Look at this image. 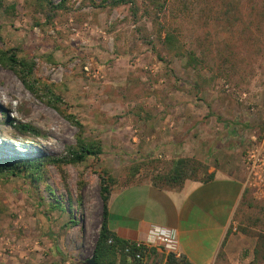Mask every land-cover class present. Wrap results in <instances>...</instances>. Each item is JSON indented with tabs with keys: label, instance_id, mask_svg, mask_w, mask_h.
<instances>
[{
	"label": "rangeland",
	"instance_id": "rangeland-1",
	"mask_svg": "<svg viewBox=\"0 0 264 264\" xmlns=\"http://www.w3.org/2000/svg\"><path fill=\"white\" fill-rule=\"evenodd\" d=\"M48 12L38 0H3L0 48L34 59V76L63 97L62 107L103 153L45 163L37 184L26 176L0 179V264H83L101 224L100 174L115 177L112 192L137 216L138 203L162 210L166 203L121 188L152 182L172 159L202 151L206 159L215 151L227 155L244 178L235 239L222 253L233 264H251L264 233V0H137L115 8L72 0L68 10ZM168 31L175 46L165 41ZM190 51L197 62L189 61ZM17 121L43 134L18 132L11 125ZM77 133L0 65V157L58 156L76 144ZM257 153L262 162L248 178V159ZM48 185L71 196L74 214L52 207ZM149 211L162 218L159 209ZM163 255L147 263L163 264Z\"/></svg>",
	"mask_w": 264,
	"mask_h": 264
},
{
	"label": "trees",
	"instance_id": "trees-1",
	"mask_svg": "<svg viewBox=\"0 0 264 264\" xmlns=\"http://www.w3.org/2000/svg\"><path fill=\"white\" fill-rule=\"evenodd\" d=\"M72 0H38L39 4L48 9V15H54L59 10H68ZM94 7L115 8L121 5L136 6L137 0H83ZM160 2V0H156ZM3 6V0H0V7ZM165 41L169 46H175L176 37L167 32ZM189 61L195 63L198 61L194 52H189ZM36 62L32 58L22 56L15 48H0V65L6 69L13 71L24 85L33 93L43 98L44 102L57 110L70 123L78 128L77 139L75 145L66 146L65 151L58 156L42 154L36 156L31 155H14L9 157H0V179L14 177L30 178L31 183H36L44 175V164L61 163H79L85 161L88 156L99 157L103 153L102 145L97 140H90L84 135V124L73 113H69L62 107L63 97L56 94L55 91L47 84H42L35 76ZM45 88L43 95L40 94V89ZM44 96V97H43ZM11 125L21 133H33L41 135L43 132L38 127L28 122L17 121L11 122ZM105 174H100V194L102 198V215L98 237L93 250V255L98 262H114L125 264L136 262L138 264H148L147 259L153 255H157L155 247H147L143 243H137L120 238L109 227V201L112 194V187L115 184V177L111 176L107 170ZM214 172H209L208 166L201 160L195 157L179 156L172 159L168 171L163 174H157L152 178L154 186L165 188H180L187 179L195 181L207 182L214 178ZM133 183V182H132ZM131 184V183H130ZM48 191L54 198L55 203H52L54 209H60L74 214L70 205L71 196H59L53 186L48 185ZM74 216L72 215V218ZM70 222L77 224L76 219ZM234 225L228 229L226 234L232 232ZM129 248V252L126 249ZM140 252L141 257H137L136 253ZM220 250L219 255L223 253ZM163 264H194L185 254H177L174 251H164ZM264 262V233L258 236V241L254 248V259L251 264H261Z\"/></svg>",
	"mask_w": 264,
	"mask_h": 264
},
{
	"label": "crops",
	"instance_id": "crops-1",
	"mask_svg": "<svg viewBox=\"0 0 264 264\" xmlns=\"http://www.w3.org/2000/svg\"><path fill=\"white\" fill-rule=\"evenodd\" d=\"M223 151L229 154L227 150ZM219 154L223 153L215 151L214 157L210 156L209 159L203 158L208 155L203 151L195 155L196 158L205 159L209 172H214L215 176L210 181L187 179L180 188L160 189L152 182L134 183L121 188L143 191L152 198L158 197L159 202L165 201L168 211L158 208L156 202L154 205L142 202L136 205L140 213L135 216L130 210V203L122 199L119 201L121 195L113 191L109 201L110 229L122 239L155 247L158 254L171 249L160 241L149 243L153 237L152 231L172 230L175 238L172 251L185 254L194 264H233L227 255L220 256L219 253L221 249L227 253L235 239L233 232L227 238L226 234L235 223L234 215L244 195L245 183L240 172L234 174L227 155L221 158ZM215 157L220 166L213 163ZM151 206L162 212V218L158 212L149 211Z\"/></svg>",
	"mask_w": 264,
	"mask_h": 264
},
{
	"label": "built area",
	"instance_id": "built-area-1",
	"mask_svg": "<svg viewBox=\"0 0 264 264\" xmlns=\"http://www.w3.org/2000/svg\"><path fill=\"white\" fill-rule=\"evenodd\" d=\"M248 160H249V162H248V164H249V167H248L249 168V177L248 178H250L251 175L255 173L257 167L262 162V160L259 156V153L251 154ZM259 180L264 185V180L261 179V177H259ZM152 235H153V237L149 243L160 241V242L164 243L165 247L171 249V251L174 249V244H175L174 231L166 230V229H157V230L152 231ZM146 246L151 247L148 244ZM126 251L129 252V248H127ZM136 256L141 257V253L137 252Z\"/></svg>",
	"mask_w": 264,
	"mask_h": 264
},
{
	"label": "water",
	"instance_id": "water-1",
	"mask_svg": "<svg viewBox=\"0 0 264 264\" xmlns=\"http://www.w3.org/2000/svg\"><path fill=\"white\" fill-rule=\"evenodd\" d=\"M83 264H119V263H114V262H98L95 258V255H91L90 257H88L85 261H83ZM125 264H138L136 262H129V263H125ZM158 264V263H155Z\"/></svg>",
	"mask_w": 264,
	"mask_h": 264
}]
</instances>
